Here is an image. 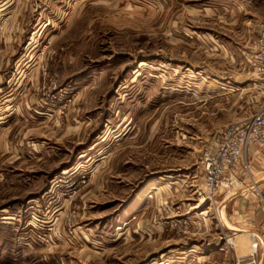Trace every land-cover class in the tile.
I'll return each instance as SVG.
<instances>
[{
	"label": "rangeland",
	"instance_id": "374dc122",
	"mask_svg": "<svg viewBox=\"0 0 264 264\" xmlns=\"http://www.w3.org/2000/svg\"><path fill=\"white\" fill-rule=\"evenodd\" d=\"M27 3L14 12L39 33L3 76L0 264H264V229L223 204L249 184L264 211V150L211 201L201 165L264 114V0Z\"/></svg>",
	"mask_w": 264,
	"mask_h": 264
},
{
	"label": "crops",
	"instance_id": "0c3cea01",
	"mask_svg": "<svg viewBox=\"0 0 264 264\" xmlns=\"http://www.w3.org/2000/svg\"><path fill=\"white\" fill-rule=\"evenodd\" d=\"M18 2L19 0H15V4L13 2V5L11 6H7V4L0 6V72H2V74H0V106L5 105L6 101L10 100L2 97V95H5L3 94V91H5L9 85L3 76H5L9 70L11 73L20 71V67L22 66L19 65V61L20 58L22 59L26 53L19 50L18 48L16 49L15 43L20 40L21 35L25 31L27 33L26 37L28 38V41H33V39L36 37L35 34L39 33V30L35 31L34 29L35 18L31 20H19L17 14L14 11L20 6L22 9L24 7L27 8L28 3L27 0H20V2ZM17 5L18 7L16 8ZM1 120H3V118L0 117V121ZM0 128L2 129V126ZM262 158H264V153L262 154ZM256 173V181L258 183L262 182L261 186L263 188L261 189H264V171ZM152 188L156 191L158 189L159 191L160 189H163L161 187ZM249 188V184H245V187L243 188L245 191L241 192V190H236L229 192L224 196L223 204L224 206L227 204V210H231L232 217L234 216V219H238L242 226H245V228L249 231L259 233L261 236L260 232L264 229V211L259 206H257V203L255 202L257 197L254 196L253 193L251 194L248 192ZM242 193L248 197L249 202H245ZM153 194H155V192ZM262 194H264V191ZM246 235L248 234L238 235V238L243 240Z\"/></svg>",
	"mask_w": 264,
	"mask_h": 264
},
{
	"label": "built area",
	"instance_id": "2783aa9c",
	"mask_svg": "<svg viewBox=\"0 0 264 264\" xmlns=\"http://www.w3.org/2000/svg\"><path fill=\"white\" fill-rule=\"evenodd\" d=\"M259 36L260 52L257 54V62L264 66V24ZM249 147L258 151L264 150V114L227 127L218 145L202 154L201 165L207 201H211L218 193L240 186L232 173L239 168Z\"/></svg>",
	"mask_w": 264,
	"mask_h": 264
},
{
	"label": "bare ground",
	"instance_id": "6f19581e",
	"mask_svg": "<svg viewBox=\"0 0 264 264\" xmlns=\"http://www.w3.org/2000/svg\"><path fill=\"white\" fill-rule=\"evenodd\" d=\"M252 237L253 236L246 235L245 238L239 242L238 246L240 245V248H239L240 253H241V251L242 252L248 251L250 253H254L255 248L253 247V245L255 242L252 239ZM237 238H238V236H237ZM241 242H245V244H243Z\"/></svg>",
	"mask_w": 264,
	"mask_h": 264
}]
</instances>
